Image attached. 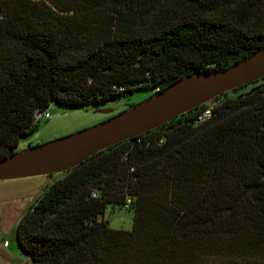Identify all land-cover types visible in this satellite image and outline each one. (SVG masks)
<instances>
[{
    "label": "trees",
    "instance_id": "16d2710c",
    "mask_svg": "<svg viewBox=\"0 0 264 264\" xmlns=\"http://www.w3.org/2000/svg\"><path fill=\"white\" fill-rule=\"evenodd\" d=\"M263 47L264 0H0V159L53 102L156 91ZM231 91L48 186L18 223L30 264H264V77ZM128 199L132 229L111 227Z\"/></svg>",
    "mask_w": 264,
    "mask_h": 264
},
{
    "label": "water",
    "instance_id": "95a60500",
    "mask_svg": "<svg viewBox=\"0 0 264 264\" xmlns=\"http://www.w3.org/2000/svg\"><path fill=\"white\" fill-rule=\"evenodd\" d=\"M263 77L264 47L227 67L192 72L100 123L1 158L0 181L68 171L101 150ZM14 240L19 243L18 231Z\"/></svg>",
    "mask_w": 264,
    "mask_h": 264
},
{
    "label": "rangeland",
    "instance_id": "374dc122",
    "mask_svg": "<svg viewBox=\"0 0 264 264\" xmlns=\"http://www.w3.org/2000/svg\"><path fill=\"white\" fill-rule=\"evenodd\" d=\"M251 86H249L250 88ZM154 91L152 89H136L129 95L119 97L116 100L103 102L95 106H65L53 102L50 107V117L38 121V126L28 135L19 140L17 150L25 149L28 146L38 143H44L58 137H62L78 130L91 127L105 120V117L117 114L129 107V104H135L150 96ZM233 94V91H230ZM218 101H221L219 99ZM104 113L101 110H110ZM67 171L55 172L30 176L26 178L38 179L40 187L44 190L58 179L64 177ZM18 179V178H16ZM22 179V178H21ZM134 210L132 207L124 205L109 204L103 215V218L109 222V225L117 229L131 230L133 227Z\"/></svg>",
    "mask_w": 264,
    "mask_h": 264
},
{
    "label": "crops",
    "instance_id": "0c3cea01",
    "mask_svg": "<svg viewBox=\"0 0 264 264\" xmlns=\"http://www.w3.org/2000/svg\"><path fill=\"white\" fill-rule=\"evenodd\" d=\"M41 192L38 179L25 177L0 181V264H30L14 240V233L18 231L20 218L42 195Z\"/></svg>",
    "mask_w": 264,
    "mask_h": 264
},
{
    "label": "built area",
    "instance_id": "2783aa9c",
    "mask_svg": "<svg viewBox=\"0 0 264 264\" xmlns=\"http://www.w3.org/2000/svg\"><path fill=\"white\" fill-rule=\"evenodd\" d=\"M207 107L198 115V122L204 121L207 118H209L212 115V110L214 106V101L211 100L207 102ZM50 117V111L49 109L40 111L39 109L35 112V121L38 122L41 119H48ZM96 196V194H94ZM130 204V199L127 200L126 207ZM6 244H8V241H6Z\"/></svg>",
    "mask_w": 264,
    "mask_h": 264
},
{
    "label": "flooded vegetation",
    "instance_id": "af4514ba",
    "mask_svg": "<svg viewBox=\"0 0 264 264\" xmlns=\"http://www.w3.org/2000/svg\"><path fill=\"white\" fill-rule=\"evenodd\" d=\"M113 115H114V114H112V115L110 114V115H108L107 117H105V119H107V118H109V117H111V116H113Z\"/></svg>",
    "mask_w": 264,
    "mask_h": 264
}]
</instances>
